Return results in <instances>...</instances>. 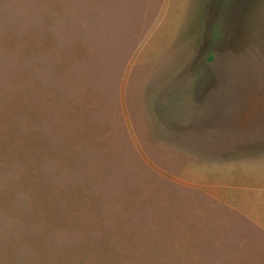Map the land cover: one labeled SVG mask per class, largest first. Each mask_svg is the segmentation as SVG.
Wrapping results in <instances>:
<instances>
[{
	"label": "rangeland",
	"instance_id": "374dc122",
	"mask_svg": "<svg viewBox=\"0 0 264 264\" xmlns=\"http://www.w3.org/2000/svg\"><path fill=\"white\" fill-rule=\"evenodd\" d=\"M255 191L264 0H0V264H264Z\"/></svg>",
	"mask_w": 264,
	"mask_h": 264
},
{
	"label": "crops",
	"instance_id": "0c3cea01",
	"mask_svg": "<svg viewBox=\"0 0 264 264\" xmlns=\"http://www.w3.org/2000/svg\"><path fill=\"white\" fill-rule=\"evenodd\" d=\"M254 193H256V197L255 196H253V199H254V197H255V203L254 204H259V203H261L262 204V202L264 203V195H263V193H264V191H255ZM260 198L262 199V200H260ZM257 200H260V201H257ZM261 206H263V205H261ZM260 208H262L263 210H264V208L263 207H260ZM258 206H256V207H254V209H253V211H252V213H249L251 216L253 215V221L251 222V223H253L254 224V226H256L257 228V230H258V228H260V227H264V221L262 222V226H260V224H258L255 220H257V219H255V217H257V215L259 216V214H258V209H260ZM262 217V216H261ZM258 221V220H257ZM260 230V229H259ZM263 230H264V228H263ZM264 232V231H263Z\"/></svg>",
	"mask_w": 264,
	"mask_h": 264
}]
</instances>
